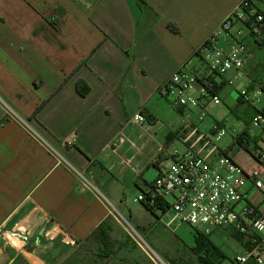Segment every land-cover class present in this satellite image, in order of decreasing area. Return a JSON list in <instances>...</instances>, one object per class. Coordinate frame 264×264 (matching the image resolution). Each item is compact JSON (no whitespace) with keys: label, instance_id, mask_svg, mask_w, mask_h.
Wrapping results in <instances>:
<instances>
[{"label":"crops","instance_id":"1","mask_svg":"<svg viewBox=\"0 0 264 264\" xmlns=\"http://www.w3.org/2000/svg\"><path fill=\"white\" fill-rule=\"evenodd\" d=\"M240 2L0 0V264L152 263L110 209L148 238L175 224L168 225L169 210L152 213L142 203L132 209L129 201L149 191L145 173L159 170L158 160L168 163L186 115L199 112L176 109L158 91L182 67L210 74L197 53ZM247 18L235 22L232 41L220 43L226 50L236 42L248 47L245 76L230 85L234 70L215 75L212 93L221 103L201 99L204 115L227 108L242 131L264 114V100L254 94L264 92V45ZM80 82L89 90L84 96ZM242 88L251 103L239 97ZM142 109L152 126L147 138L131 123ZM201 127L227 128L224 116L210 114ZM122 131L128 139L115 144ZM233 144L226 149L236 162L258 170L257 160ZM246 190L264 207L251 183ZM220 232L235 239L221 230L209 235ZM241 247L237 256L248 249Z\"/></svg>","mask_w":264,"mask_h":264},{"label":"built area","instance_id":"2","mask_svg":"<svg viewBox=\"0 0 264 264\" xmlns=\"http://www.w3.org/2000/svg\"><path fill=\"white\" fill-rule=\"evenodd\" d=\"M259 1L262 0H241L234 13L223 21L218 31L199 49L198 53L207 66L209 75L182 67L159 89L162 97L172 98V105L176 109L186 111L198 108L199 112L188 113L176 133L184 150H175L170 156L169 164L158 160L156 164L159 173L152 187L135 199V202H145L151 206L159 203L169 205L172 219L168 225L187 224L206 235L214 230L243 235L250 248L236 257L235 264H247L249 261L264 264V207L253 204L251 194L246 190L247 184L251 183L253 191L259 193L264 200V145H258L257 149L259 169L245 170L227 149L220 146L228 134L226 127H215L210 131L202 129L205 115L201 109V99L210 98L216 105L221 103L218 95L212 93L214 85L211 74L225 77L234 70L236 75L228 82L230 85L234 84V80L245 76L244 57L249 56L248 47L236 42L230 50H226L220 45L224 39L233 40L232 32L236 21H244L248 17L250 33L255 35L257 42L264 45V11L256 7ZM242 34L243 31H238L236 35ZM196 89L199 96L193 94ZM254 94L261 95L264 100L263 91ZM239 97L246 104L252 101L247 88L239 90ZM131 123L141 129L144 138L150 137V115L144 109L135 115ZM244 131L252 141L257 132L258 135L260 132L264 133V114L258 113ZM244 131L237 132L234 138ZM126 139L128 136L122 131L114 138V143L118 144ZM169 197L174 201L172 205L168 201ZM110 213L153 264H169L149 247L120 213L111 209ZM12 236L15 237L16 234H11Z\"/></svg>","mask_w":264,"mask_h":264},{"label":"rangeland","instance_id":"3","mask_svg":"<svg viewBox=\"0 0 264 264\" xmlns=\"http://www.w3.org/2000/svg\"><path fill=\"white\" fill-rule=\"evenodd\" d=\"M258 6L260 8H264V0L263 2H260ZM6 102L9 103L8 100H6ZM217 111L218 109H205V116L209 114L213 117H216L217 115L219 117L224 116L228 134L222 140L220 146L223 149H226L233 144V138L236 136L237 132L239 133L242 131L243 123L239 121L235 117V115L231 113L227 108L219 109V113H217ZM261 139L264 140V133L260 132V135H258L257 132V134H255V140H258L260 142ZM176 142L177 144L174 148L171 149V152L175 150L183 151L185 147L182 142L178 139L176 140ZM235 150L237 151V149ZM167 161V164H169L171 162V159L169 158ZM158 173L159 170H157L155 167H152L151 170L145 173L144 179L147 180L148 183H151L156 179ZM138 195V193L135 195H129V201L131 202L130 207H132V209H134V207L140 206V202H135V199L138 197ZM168 201L171 205L174 203L171 197L168 198ZM156 216L158 218H161L162 220L164 218L162 212L160 211L156 213ZM129 223L132 225L134 230L137 231L140 237H142L146 241L149 247L152 248L167 263L171 264L172 260H182L186 264H198L196 256L193 254V252H191V249L195 245L194 230L191 226L187 224L178 225V223H175L171 227V230L168 229L169 231L165 230L163 226H158L154 231L153 236L148 238L136 228L135 224L130 219ZM221 233L222 232H220L219 234L214 233L211 236V240L217 246L223 248L224 252L227 255V259L220 264H233L237 255L241 254L242 252L241 244L235 239H229L227 235H224L223 238V235H221Z\"/></svg>","mask_w":264,"mask_h":264},{"label":"trees","instance_id":"4","mask_svg":"<svg viewBox=\"0 0 264 264\" xmlns=\"http://www.w3.org/2000/svg\"><path fill=\"white\" fill-rule=\"evenodd\" d=\"M173 32L175 33H179V30L177 27L171 26ZM197 55H199V53H197ZM200 56V55H199ZM217 74H211L212 77H214ZM219 76V75H217ZM212 79V83L213 85H216V82ZM83 84L80 82L77 85V90L78 93L82 96L86 95L88 93V87H86L85 89H83ZM45 105V103H43L33 114V118L38 114V112L40 111V109L43 108V106ZM250 123H247V126ZM233 146H238L244 150H246L250 155H252L256 160L258 159L257 156V149H258V145L259 141L258 140H250L248 137V133L246 131H244L242 134H240L238 137L233 139ZM153 182L150 184V188L152 187ZM142 204L152 213H154L155 211H162V212H166L169 209V205L167 204H157L154 206H151L145 202H142ZM234 238L240 242L241 244H243L244 246H246L247 248H250V244L249 242L246 240V238L243 235H239L237 233L233 234ZM194 239H195V245L192 248V252L193 254L196 256V260L198 262V264H220L222 263L224 260L227 259V255L226 253L223 251V249L219 246H217L212 240L210 235H205L201 232L196 231V233L194 234ZM137 248H139L137 246ZM135 264H143L141 261L136 260ZM145 264V263H144ZM152 264V263H150ZM171 264H186L185 262H183L182 260H172ZM233 264H235L233 262ZM247 264H255L252 261H249Z\"/></svg>","mask_w":264,"mask_h":264},{"label":"water","instance_id":"5","mask_svg":"<svg viewBox=\"0 0 264 264\" xmlns=\"http://www.w3.org/2000/svg\"><path fill=\"white\" fill-rule=\"evenodd\" d=\"M55 232H57V230L55 229Z\"/></svg>","mask_w":264,"mask_h":264}]
</instances>
